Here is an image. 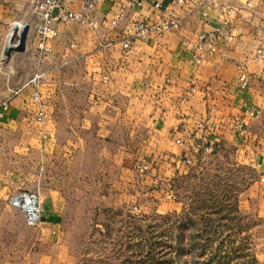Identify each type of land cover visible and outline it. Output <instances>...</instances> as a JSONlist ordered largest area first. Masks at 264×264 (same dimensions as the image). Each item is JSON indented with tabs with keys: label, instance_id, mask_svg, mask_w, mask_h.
<instances>
[{
	"label": "crops",
	"instance_id": "crops-1",
	"mask_svg": "<svg viewBox=\"0 0 264 264\" xmlns=\"http://www.w3.org/2000/svg\"><path fill=\"white\" fill-rule=\"evenodd\" d=\"M114 2L101 0L93 12L101 23L97 32L55 22L53 52L41 65L32 29L22 51L3 55L15 21L33 24L36 19L33 15L28 19V0H0V77L11 78L0 84V93L14 92L37 71L47 73L41 87L47 114L46 159L53 153L70 157L77 163L76 173L83 175L131 172L137 157H145L156 171L174 174L181 170L183 153L176 140L190 144L195 134L200 141L235 147L238 161L259 169L247 194L264 205V59L252 58L255 47H264V0H199L197 12L178 9L181 22L176 30L152 44L134 41L127 53L120 43L127 24L153 19L157 10L149 3L129 8L110 29ZM63 4L77 8L79 0ZM200 32L212 34L217 51H204L203 61L195 65L192 53ZM107 39L114 44L106 46ZM237 64H244L250 77L243 90L237 87ZM17 94L0 118V204L19 189V164L14 158L41 145L25 130L29 123L23 113L36 109L29 101L30 90L23 88ZM245 107L259 108L261 115L244 118L242 131L235 120L242 118ZM199 120L205 121L203 128L197 126ZM84 158L86 164L81 163ZM60 199L56 192L51 200L42 199V219H58ZM13 251L19 252V247L0 240V264H18Z\"/></svg>",
	"mask_w": 264,
	"mask_h": 264
},
{
	"label": "rangeland",
	"instance_id": "rangeland-1",
	"mask_svg": "<svg viewBox=\"0 0 264 264\" xmlns=\"http://www.w3.org/2000/svg\"><path fill=\"white\" fill-rule=\"evenodd\" d=\"M21 27L15 24L7 39ZM10 79L0 77V84ZM15 95L0 93V103ZM23 116L27 134L41 145L14 158L19 189L61 199L58 219L37 226L8 205L12 192L0 204V240L19 247L11 253L18 264H264V205L247 194L261 172L238 161L235 147L193 155L192 165L182 162V153L174 174L156 171L148 160V170L139 173L137 157L131 172L79 175L70 157L46 159L35 111Z\"/></svg>",
	"mask_w": 264,
	"mask_h": 264
},
{
	"label": "built area",
	"instance_id": "built-area-1",
	"mask_svg": "<svg viewBox=\"0 0 264 264\" xmlns=\"http://www.w3.org/2000/svg\"><path fill=\"white\" fill-rule=\"evenodd\" d=\"M101 0H79L77 8H67L63 4V0H28L30 12L35 17L36 22L30 23H15L23 28L32 29L36 37V55L39 58H47L52 54L53 49L51 42L57 37L58 32L54 26L55 22L60 23H76L88 28L91 31L97 32L101 28V23L94 17L93 12L96 10ZM145 3H149L157 10L156 17L153 19H135L130 21L125 28L124 37L120 41L124 53H127L132 42L140 41L144 44H152L157 39L165 34L176 30L181 22L178 9L197 12L199 10V0H169L164 4L160 0H115L116 7L113 16L109 20V28L113 29L118 25V22L125 17L126 10L129 8H139ZM203 16L206 12H201ZM103 32L104 37L109 30ZM20 37H15L13 46L20 44ZM199 43L194 48L192 60L195 65L201 64L204 59L203 52L213 54L217 51V45L212 34L200 32L198 35ZM114 44L112 39H107L106 46ZM252 58L256 61L264 59V47L257 46L252 52ZM237 87L241 90L247 88L250 77L244 64H237ZM47 73L43 70L35 72L20 88L14 90L17 94L23 88L30 90V98L35 106L34 123L41 129L42 138H46L47 133L44 130L47 120L45 103L41 93V87L45 82ZM106 81L107 77L103 76ZM194 91V87L190 88ZM9 107V100L4 99L0 103V118L3 117L5 111ZM214 108L210 112H214ZM261 115L259 108L245 107L242 118L235 120V126L240 130H244L242 125L244 118L258 119ZM208 120L211 119L209 116ZM205 121L199 120L197 126L203 128ZM191 143L185 140L177 139L176 143L183 147L182 162L187 165L193 164V155L198 157L199 154H212L219 146L217 142L200 141L195 134L191 135ZM135 168L139 173H145L149 168V163L145 157H139L136 161ZM8 205L18 211L24 222L28 226L40 225L42 221V200L37 191L19 189L12 192L7 198ZM55 237V242L58 243V235L55 228L50 230Z\"/></svg>",
	"mask_w": 264,
	"mask_h": 264
},
{
	"label": "water",
	"instance_id": "water-1",
	"mask_svg": "<svg viewBox=\"0 0 264 264\" xmlns=\"http://www.w3.org/2000/svg\"><path fill=\"white\" fill-rule=\"evenodd\" d=\"M26 34H27V28L25 29V32L23 33V35L20 39V44L18 46L6 47L3 51V55L8 57L12 51H22L24 49ZM12 42H13V40H12Z\"/></svg>",
	"mask_w": 264,
	"mask_h": 264
},
{
	"label": "bare ground",
	"instance_id": "bare-ground-1",
	"mask_svg": "<svg viewBox=\"0 0 264 264\" xmlns=\"http://www.w3.org/2000/svg\"><path fill=\"white\" fill-rule=\"evenodd\" d=\"M24 32H25V28L21 27L19 30H17L15 36L14 35H11L10 37H8V39L6 41L7 42V47L8 46L13 47L12 39L14 41V38L15 37H20V36L22 37V35H23ZM12 36H14V38Z\"/></svg>",
	"mask_w": 264,
	"mask_h": 264
}]
</instances>
